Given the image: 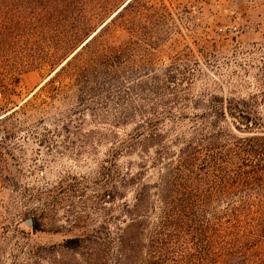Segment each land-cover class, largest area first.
I'll return each instance as SVG.
<instances>
[{
  "label": "rangeland",
  "instance_id": "rangeland-1",
  "mask_svg": "<svg viewBox=\"0 0 264 264\" xmlns=\"http://www.w3.org/2000/svg\"><path fill=\"white\" fill-rule=\"evenodd\" d=\"M122 1L82 0L81 9L63 12L32 8V0L9 1L0 30V46L8 47L0 52V264H94L89 243L79 246L69 238L105 227L115 234L130 221L122 202L132 203L136 195L134 182L114 202L102 199L108 173L125 178L144 169L150 184L157 177L151 158L138 167L142 156L154 154L153 144L146 152L141 145H121L135 133L140 117L134 112L141 108L177 110L173 92L185 91L193 104L188 114L201 112L207 98L218 95L245 99L264 115V0H164L170 12L165 21L159 24L157 15L149 23L140 19L155 34L151 62L143 47L133 61L125 50L115 78H67L56 100L36 98L42 83L76 53L55 57L62 33L87 22L93 33ZM110 39L128 40V33L122 28ZM176 57L180 71L190 72L184 86L167 78ZM236 122L223 120L221 142L233 141L226 138L231 133L252 135ZM169 123L167 118L161 125L163 140L178 150ZM116 254L101 252L98 264H118ZM140 259L134 253L130 264Z\"/></svg>",
  "mask_w": 264,
  "mask_h": 264
},
{
  "label": "trees",
  "instance_id": "trees-1",
  "mask_svg": "<svg viewBox=\"0 0 264 264\" xmlns=\"http://www.w3.org/2000/svg\"><path fill=\"white\" fill-rule=\"evenodd\" d=\"M9 1L0 0V30L7 25ZM159 3L124 0L93 33H89L93 26L88 22L62 33L55 57L71 50L76 53L70 54L67 63L34 96L44 102L56 100L67 78H115L125 50L133 61L136 48L143 47L151 62L157 45L155 34L149 26H141L140 19L149 23L157 15L159 24L165 21L170 12L164 0ZM31 4L32 8L41 5L59 12L76 11L83 5L82 0H32ZM122 28L128 40H111L110 35ZM7 50V46H0V52ZM179 68L176 57L169 68L173 73L167 78L169 83L184 86L190 72L184 74ZM178 73H182L181 78ZM173 101L177 110L152 107L134 112L140 117L136 131L121 144L130 150L141 145L145 152L151 144L155 146L154 154L142 156L138 167H146L151 158L152 166L158 167L156 180L145 182L144 169L125 178H118L112 170L108 173L101 197L107 202L121 196L122 187L137 183L134 201L121 205L130 221L117 226L115 234L105 227V231L94 229L88 236L69 238V242L79 246L89 243L94 264H98L101 252L112 254L113 249L118 264H130L134 253L141 257V264H264V115L247 100L232 96L211 95L207 107L192 114L186 111L192 102L185 91L173 92ZM228 116L236 119L240 130L252 135L231 133L226 138L233 141L221 142L226 135L221 123ZM167 118L171 124L168 133L175 134L171 140L178 150L163 140L166 134L161 125ZM184 120L189 125H184ZM33 226L39 227L37 219Z\"/></svg>",
  "mask_w": 264,
  "mask_h": 264
},
{
  "label": "water",
  "instance_id": "water-1",
  "mask_svg": "<svg viewBox=\"0 0 264 264\" xmlns=\"http://www.w3.org/2000/svg\"><path fill=\"white\" fill-rule=\"evenodd\" d=\"M26 222H27L28 224L33 225V219H32V218H28V219L26 220Z\"/></svg>",
  "mask_w": 264,
  "mask_h": 264
},
{
  "label": "bare ground",
  "instance_id": "bare-ground-1",
  "mask_svg": "<svg viewBox=\"0 0 264 264\" xmlns=\"http://www.w3.org/2000/svg\"><path fill=\"white\" fill-rule=\"evenodd\" d=\"M43 84V83H42Z\"/></svg>",
  "mask_w": 264,
  "mask_h": 264
}]
</instances>
